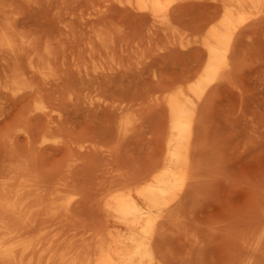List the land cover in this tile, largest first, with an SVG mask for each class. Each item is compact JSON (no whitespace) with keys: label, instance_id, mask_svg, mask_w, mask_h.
Segmentation results:
<instances>
[{"label":"rangeland","instance_id":"1","mask_svg":"<svg viewBox=\"0 0 264 264\" xmlns=\"http://www.w3.org/2000/svg\"><path fill=\"white\" fill-rule=\"evenodd\" d=\"M167 6L164 29L134 0H0V264L69 260L114 229L109 197L165 159L170 96L193 122L156 264H264V5ZM213 26L229 39L206 80Z\"/></svg>","mask_w":264,"mask_h":264},{"label":"bare ground","instance_id":"2","mask_svg":"<svg viewBox=\"0 0 264 264\" xmlns=\"http://www.w3.org/2000/svg\"><path fill=\"white\" fill-rule=\"evenodd\" d=\"M134 2L139 8L146 10L152 16L154 22L157 21L160 24H163L166 27L164 29L170 27H167V25L170 24V19L168 18L167 14V0H134ZM231 4L233 5V9L239 13L240 11H242L243 8L247 7L248 5L263 6L264 0H231ZM222 25L229 26L230 20L227 17L223 18ZM203 39L208 52V61L206 63V66L204 67V78L207 80L215 72L216 64L219 62H224L226 52L223 47L229 38L225 37V34L221 32V30H219L217 26H213L206 33ZM167 104L169 107V137L167 140L168 148L167 152L165 153V159L157 165L158 167L156 166L152 168L148 174H146L142 178H140L141 176L139 177V186L128 190H122L121 187L119 188L121 190H118L116 193L112 194L109 197L106 202V208L108 212L113 216V218H115V222L117 223H115L116 226L114 227V229H108L105 233L97 234L96 236L92 237L91 239H93V243L91 244L90 242V247H87L83 250L81 246V250L79 252L72 254V256L76 254L75 257L72 259L68 257L69 260H67L66 255L68 254L64 255L65 253H63V255L59 254V256L62 257L58 258L57 260L55 257L58 254H55V257L53 255L54 259L49 254L48 259L50 260L47 264H156V260L152 252L155 224L158 218V213L161 210L162 206H165V204H167L172 199L176 191L182 190L186 185L185 178L189 162L188 141L191 135L193 122V106L191 102H189L188 100H179L177 96H170L167 99ZM165 160H168V162H164ZM162 165L164 167L160 169V166ZM121 183L122 182H120V185ZM183 197L184 196L182 195V198ZM176 200L178 201V199ZM174 206H176V204H174ZM179 208L177 207V212H179ZM172 209L173 208H170L169 210L172 211ZM181 209L182 208H180V210ZM173 210H176V207ZM15 213H18V211H16ZM166 214L167 216L170 215L167 213V211ZM173 214H176V211H174ZM167 216L166 218L163 216L164 219H167ZM179 220L177 219L176 223H178ZM164 222L165 221H162V223ZM168 222H170V220ZM185 224L186 223L183 224L182 222V225ZM180 225L181 224H179V227ZM187 226L188 225H186V227ZM186 227L185 230L187 232L185 234L187 235L189 229H187L188 227ZM6 228L7 227H5V229ZM163 229L164 228H162V230ZM181 230L183 229L181 228ZM158 231L159 230H157V233ZM161 233H164V231H162ZM161 236L159 235V237ZM14 242L15 241H13V243ZM51 244H49V246ZM68 246L69 245H67V247ZM28 247H23L20 251V254H24L25 256V253L29 251ZM20 248L21 245L19 249ZM43 248L46 249L45 247ZM83 248H85V246ZM43 251L45 250L40 251L41 254L39 253V257L47 256L48 250L46 251L45 255L42 254ZM15 252H17L16 254L18 255V251H16V249ZM15 252L11 248H8L6 250L4 249L2 253L8 254V256L16 258ZM49 252H51V248ZM35 253L36 252H34V254ZM165 255L166 254H163V257ZM4 257L7 256L4 255ZM168 257L169 256L165 258L168 260ZM22 259H24V257ZM169 260L172 261L170 258ZM183 261L184 259H182V263ZM174 262H176V260ZM177 262L179 261L177 260Z\"/></svg>","mask_w":264,"mask_h":264}]
</instances>
